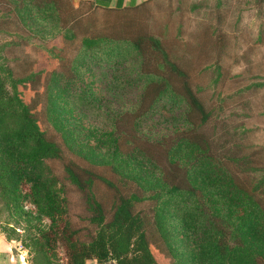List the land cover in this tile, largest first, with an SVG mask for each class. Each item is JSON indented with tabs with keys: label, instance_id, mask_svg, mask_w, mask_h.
<instances>
[{
	"label": "trees",
	"instance_id": "trees-1",
	"mask_svg": "<svg viewBox=\"0 0 264 264\" xmlns=\"http://www.w3.org/2000/svg\"><path fill=\"white\" fill-rule=\"evenodd\" d=\"M42 1H29L26 9L32 13L31 25L37 33L43 27L54 28L53 37L63 40L76 38L84 24L93 21L95 9L106 13L137 9L149 0H130L127 5L125 0H88L78 7L68 1L62 17L60 0ZM109 29L83 32L71 60L72 76L43 68L15 78L0 66L1 193L12 194L15 202L25 195L37 200L52 228L63 232L68 264H85L86 259L160 264L146 230L150 220L170 257H175L176 247L169 241L167 222L174 225V235H182L188 255L183 264L263 263L264 208L254 193L264 198V166L252 165L242 148L234 150L226 158L241 171L246 186L237 182L224 156L212 150L205 125L213 110L201 97L203 88H192L181 65L182 55L160 36L141 31L115 34ZM219 43L218 39L220 61L213 63L216 82L223 64L233 55L224 56L227 39ZM148 46L160 55L154 69L148 64ZM166 70L181 79L180 88L165 75ZM4 72L7 75L2 77ZM38 76L46 77L43 86ZM148 95L152 97L144 107ZM230 98L219 97L222 104ZM39 107L70 153L89 165L108 168L120 186L135 189L118 196L106 220L92 192L98 175L74 161L64 166L70 182L87 191L97 226L90 242H78V231L63 219L67 197L48 165V160L61 158L62 149L46 136L36 117ZM194 111L201 115L198 121L190 118ZM125 115L132 120L123 136L118 122ZM8 117L17 122L13 129L7 124ZM100 179L115 188L109 179ZM144 202L153 205L145 211L134 210Z\"/></svg>",
	"mask_w": 264,
	"mask_h": 264
},
{
	"label": "rangeland",
	"instance_id": "rangeland-1",
	"mask_svg": "<svg viewBox=\"0 0 264 264\" xmlns=\"http://www.w3.org/2000/svg\"><path fill=\"white\" fill-rule=\"evenodd\" d=\"M29 1L0 0V66L3 70L12 72L15 78L43 68L47 71L57 69L72 76L74 64L71 60L76 57L83 32L90 34L94 30L110 27L109 30L115 34L141 31L160 36L167 46L172 47L180 57L182 55L181 65L187 72L192 88H203L201 97L213 110V116L205 125L211 137L213 152L224 156V162L243 186L246 185L241 171L226 155H234V150L242 148L244 153L249 154L252 165L264 166V0H149L137 9L112 10L109 13L95 9L91 16L93 21L84 24L76 38L63 40L59 36L53 37L56 35L54 28L43 30L42 26L43 29L37 28L42 29L41 33L35 32V26L31 25L34 23L32 13H27L26 9ZM41 1L34 0V3ZM68 1L71 2L59 1L61 17V12L68 8ZM86 7L83 6L84 9ZM84 9L81 7V10ZM218 39L222 42L219 44L227 39L225 58L230 52L233 55L223 64L222 76L216 82L213 63L219 60ZM148 51L151 53L148 64L154 69L160 61V55L152 51L150 46ZM164 73L180 88L181 79L167 70ZM3 75L7 73H1ZM39 80L43 86L46 77L42 76ZM7 88L11 91L8 83ZM226 96L231 98L222 104L219 97ZM151 97L147 96L144 107ZM219 106L222 112L217 111ZM38 109L36 117L46 136L56 141L62 149L61 158L48 160V165L62 184L67 197V212L63 219L66 218L70 227L78 231V242H90L97 226L92 221L94 212L87 204V191L70 182L64 166L74 161L98 175L93 181L92 192L103 207L106 220L111 218L118 196L135 189L120 186L108 168L89 165L70 153L47 123L42 108ZM200 116L197 111L190 114L194 121H198ZM131 120L130 115H125L118 122V131L123 136L127 135L128 122ZM15 121L11 117L7 118L10 129L17 124ZM100 177L109 179L115 188H108ZM58 193L62 195L59 190ZM254 196L264 208L262 195L255 192ZM151 205L153 202L138 203L134 210L145 211ZM173 227L167 222L169 241L176 247L175 257L172 258L167 255L151 220L146 226L149 240L161 259L160 264H183L187 259L182 235H174ZM62 233L60 228H52L49 217L40 210L35 198L25 195L15 202L12 194L0 191V240L16 246L23 253L26 264H68V244ZM163 255L167 258L162 259ZM259 263L264 264L261 260ZM85 264L103 263L86 259Z\"/></svg>",
	"mask_w": 264,
	"mask_h": 264
},
{
	"label": "crops",
	"instance_id": "crops-1",
	"mask_svg": "<svg viewBox=\"0 0 264 264\" xmlns=\"http://www.w3.org/2000/svg\"><path fill=\"white\" fill-rule=\"evenodd\" d=\"M83 1L88 0H71V4L74 7H78ZM129 2L130 0H125V5L129 4ZM23 258V253L21 254L16 246L0 240V264H26L25 258Z\"/></svg>",
	"mask_w": 264,
	"mask_h": 264
},
{
	"label": "water",
	"instance_id": "water-1",
	"mask_svg": "<svg viewBox=\"0 0 264 264\" xmlns=\"http://www.w3.org/2000/svg\"><path fill=\"white\" fill-rule=\"evenodd\" d=\"M103 264H116V262L114 260H107Z\"/></svg>",
	"mask_w": 264,
	"mask_h": 264
}]
</instances>
